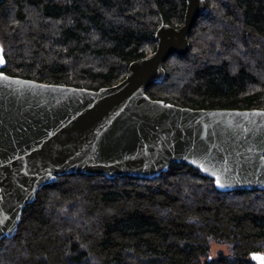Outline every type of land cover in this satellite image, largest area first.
Wrapping results in <instances>:
<instances>
[{"label":"trees","instance_id":"1","mask_svg":"<svg viewBox=\"0 0 264 264\" xmlns=\"http://www.w3.org/2000/svg\"><path fill=\"white\" fill-rule=\"evenodd\" d=\"M187 54L147 89L193 109L264 110V0H206ZM186 0H0L2 72L99 90L157 48L165 24H184ZM203 29L202 33H198ZM212 30V31H210ZM222 244L228 251L213 254ZM264 190L220 191L173 163L151 178L57 176L0 239V264H257Z\"/></svg>","mask_w":264,"mask_h":264},{"label":"water","instance_id":"2","mask_svg":"<svg viewBox=\"0 0 264 264\" xmlns=\"http://www.w3.org/2000/svg\"><path fill=\"white\" fill-rule=\"evenodd\" d=\"M186 3L184 24L159 27L156 50L99 90L5 74L0 46V239L63 174L151 178L184 163L218 178L220 191L264 190L263 109H193L147 94L167 59L189 52L192 27L209 11L206 0ZM251 257L264 264L263 253Z\"/></svg>","mask_w":264,"mask_h":264},{"label":"rangeland","instance_id":"3","mask_svg":"<svg viewBox=\"0 0 264 264\" xmlns=\"http://www.w3.org/2000/svg\"><path fill=\"white\" fill-rule=\"evenodd\" d=\"M202 31H203V29H199L197 32L199 33H202ZM210 31H212V30H210ZM213 254H217L218 253V251L219 250H221V249H223L224 251H228L227 250V246H225V245H222V244H217V245H214L213 246Z\"/></svg>","mask_w":264,"mask_h":264},{"label":"snow or ice","instance_id":"4","mask_svg":"<svg viewBox=\"0 0 264 264\" xmlns=\"http://www.w3.org/2000/svg\"><path fill=\"white\" fill-rule=\"evenodd\" d=\"M218 184L220 183V180L217 178V181H216Z\"/></svg>","mask_w":264,"mask_h":264}]
</instances>
